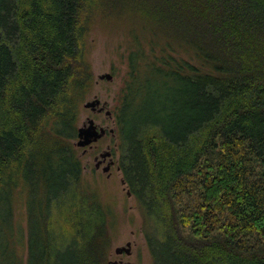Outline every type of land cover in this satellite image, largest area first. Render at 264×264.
<instances>
[{"label":"trees","instance_id":"1","mask_svg":"<svg viewBox=\"0 0 264 264\" xmlns=\"http://www.w3.org/2000/svg\"><path fill=\"white\" fill-rule=\"evenodd\" d=\"M94 27L153 264H264V0H0V264H105L76 146Z\"/></svg>","mask_w":264,"mask_h":264},{"label":"rangeland","instance_id":"2","mask_svg":"<svg viewBox=\"0 0 264 264\" xmlns=\"http://www.w3.org/2000/svg\"><path fill=\"white\" fill-rule=\"evenodd\" d=\"M116 36L117 35H111L108 32L103 33L98 27H94L90 34V60L95 84L84 104L87 101L97 98L100 100L101 104L104 103L106 105V110L110 112V115H106L105 111H102L101 114L95 113L91 111L90 108H85L83 104L80 113L79 127L87 117H90L94 119L95 124L112 129V132H110L106 138L98 142V147L104 149L105 145H111L114 159L117 161L118 152L114 150L117 140L114 133L112 115L125 76V66L121 60L112 53V50L116 46ZM106 73L112 75L111 81L105 78H98L100 75ZM78 152L79 154L82 152L79 147ZM95 152L87 155L84 154L82 157L84 177L98 189L103 200L108 202L112 215H115L116 221L114 225L109 228V244L107 247L105 264H107V262H116L118 264L120 263V257L124 263L128 264H153L145 243L142 217L138 211L134 197L128 193L126 186L121 183V172L117 171L115 167L111 169L108 176L104 170H95L93 163V154ZM123 247L125 252L126 249H128V253L126 252V254H123L121 253L122 251L120 253L115 252L117 248Z\"/></svg>","mask_w":264,"mask_h":264},{"label":"water","instance_id":"3","mask_svg":"<svg viewBox=\"0 0 264 264\" xmlns=\"http://www.w3.org/2000/svg\"><path fill=\"white\" fill-rule=\"evenodd\" d=\"M99 79L105 78L108 81H111L112 75L109 73L100 75L98 77ZM105 104L100 103V100L97 98H94L93 100L87 101L84 104L85 108H90L91 111L95 113H100L102 111H105L106 115H110V112L108 110H105ZM107 129L104 127L98 126L95 124L94 119L87 117L86 120L82 123V125L78 128L77 132V139H76V146H89L92 143L96 142L100 138H102L105 135ZM109 132H112V129H108ZM106 154H109V152H106ZM108 169V166L105 168L104 171ZM121 183L124 184V181L121 180ZM129 245V244H127ZM123 248H117L115 250L116 253H120ZM126 252L128 253V249H126ZM110 264H117L116 262H112ZM122 264V263H120Z\"/></svg>","mask_w":264,"mask_h":264},{"label":"flooded vegetation","instance_id":"4","mask_svg":"<svg viewBox=\"0 0 264 264\" xmlns=\"http://www.w3.org/2000/svg\"><path fill=\"white\" fill-rule=\"evenodd\" d=\"M105 110H106V106H105ZM99 114H101V112ZM98 126H100V125H98ZM104 128L107 129V130L105 132V135L102 138H100L99 140H97L96 142L92 143L89 146H86V147L77 146V147H79L82 150V152L80 154L82 157L84 156V154L87 155L89 153H92V152L96 151L93 154V163H94L95 170H99V169L105 170V168L108 166V169L105 172L106 175L108 176L110 174V172H111V169L113 167H115V169L117 171H119V167L117 165L116 159H114L111 145H109V144L105 145L104 149H100V147H98V142L101 139L107 137V133L108 134L110 133L108 131L107 127H104ZM106 152H109V154H106ZM121 253L126 254L125 250H122ZM119 262L122 263V264H128V263H124L122 261L121 257L119 259ZM110 263L111 262H107V264H110ZM120 263H118V264H120Z\"/></svg>","mask_w":264,"mask_h":264}]
</instances>
